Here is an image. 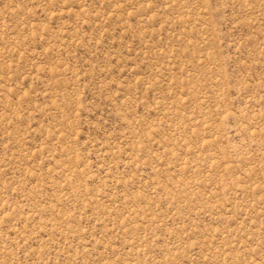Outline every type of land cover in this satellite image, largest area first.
<instances>
[{"label": "rangeland", "instance_id": "rangeland-1", "mask_svg": "<svg viewBox=\"0 0 264 264\" xmlns=\"http://www.w3.org/2000/svg\"><path fill=\"white\" fill-rule=\"evenodd\" d=\"M0 264H264V0H0Z\"/></svg>", "mask_w": 264, "mask_h": 264}]
</instances>
